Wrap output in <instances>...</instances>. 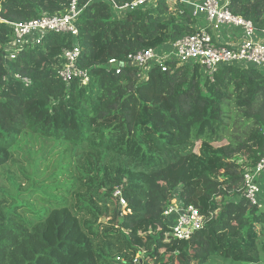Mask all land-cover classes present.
Returning a JSON list of instances; mask_svg holds the SVG:
<instances>
[{"label":"trees","instance_id":"1","mask_svg":"<svg viewBox=\"0 0 264 264\" xmlns=\"http://www.w3.org/2000/svg\"><path fill=\"white\" fill-rule=\"evenodd\" d=\"M70 3L0 0V264H264V209L242 176L264 153V71L226 66L211 83L197 66L128 63L195 33L191 9L165 0L126 13L79 0L77 38L50 32L12 56L9 23L62 16ZM230 9L264 29V0ZM75 44L86 84L59 76ZM231 110L252 126L246 141L228 133ZM33 139L70 164L45 179L27 171L21 145ZM177 190L204 217L188 240L165 216Z\"/></svg>","mask_w":264,"mask_h":264},{"label":"built area","instance_id":"2","mask_svg":"<svg viewBox=\"0 0 264 264\" xmlns=\"http://www.w3.org/2000/svg\"><path fill=\"white\" fill-rule=\"evenodd\" d=\"M112 1L115 11L126 13L137 9H146L163 0H134L130 4L118 6ZM174 5L176 3L189 7L192 16L197 20L195 33L169 43L158 49H149L135 55H130L128 63L147 73L158 65L166 62H177L180 65L199 67L203 79L214 82L216 75L226 66L243 69L256 68L264 71V29L259 30L253 22L237 16L230 9L232 0H165ZM83 9L79 0H71L70 7L62 16L49 17L43 15L40 19L23 23H9L13 29L14 40L8 45L12 56L20 47L40 43L43 37L50 33H62L77 38L79 31L77 21ZM81 49L75 44L65 50L64 67L59 76L65 83L74 79L89 82L88 73L78 68ZM117 64L116 60L110 65ZM166 70V68H163ZM21 80L20 76H15ZM26 84H31L24 79ZM246 187L245 198L260 210L264 209V153L259 163L251 170L243 173ZM115 197L124 205L120 190ZM165 216L170 222L174 236L179 240H188L204 225V217L192 206H187L181 199L180 191L174 193L171 205L166 209ZM136 263L137 260L135 261Z\"/></svg>","mask_w":264,"mask_h":264},{"label":"rangeland","instance_id":"3","mask_svg":"<svg viewBox=\"0 0 264 264\" xmlns=\"http://www.w3.org/2000/svg\"><path fill=\"white\" fill-rule=\"evenodd\" d=\"M226 123H227L229 135L235 138H238V139L245 140V141L248 139L252 126H250V124L245 122V120L243 119L239 111L231 110L229 114V118ZM28 141L29 142H25V143L23 142V144L21 145L22 152L20 155L24 159H30V161H33L35 163L32 168H28L26 170L31 172V171H34L35 169L36 170L35 172H37L38 174L37 176L40 177L41 179L50 177L49 175L51 173H54L53 171L56 165H59L57 167L59 169V168H65L66 166H68V164H70L69 161L64 162V158H63L64 154L62 152H59L60 150H53V152L50 155H46L44 154V152L43 153L41 152L40 143H38V140L33 139V140H28ZM40 154L42 155L41 157L46 158L45 161L36 159V157L39 156ZM21 163H23V165H27V167L28 165L31 164V162H28V161L27 162L22 161ZM65 170L73 172L74 176H72V178H75V179L77 178L75 167L71 165L69 170H68V167ZM62 181H64L63 178L60 180V182ZM21 182H23L22 183L23 187H26V188L28 187V185L25 184V181H22V178H21ZM55 182L57 181H51V180L45 181L44 180V184L46 185H53ZM109 219L110 218H106V220L105 221L102 220V222L107 223ZM209 264H225V263H222L221 260H219V261H212Z\"/></svg>","mask_w":264,"mask_h":264},{"label":"water","instance_id":"4","mask_svg":"<svg viewBox=\"0 0 264 264\" xmlns=\"http://www.w3.org/2000/svg\"><path fill=\"white\" fill-rule=\"evenodd\" d=\"M102 220H103V221H105V220H106V218H103Z\"/></svg>","mask_w":264,"mask_h":264}]
</instances>
